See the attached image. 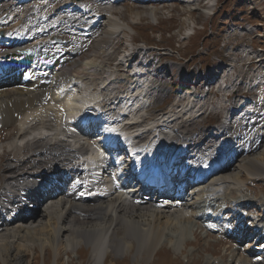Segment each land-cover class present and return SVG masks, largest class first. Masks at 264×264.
Wrapping results in <instances>:
<instances>
[{
    "label": "bare ground",
    "instance_id": "1",
    "mask_svg": "<svg viewBox=\"0 0 264 264\" xmlns=\"http://www.w3.org/2000/svg\"><path fill=\"white\" fill-rule=\"evenodd\" d=\"M182 1L189 7L198 6L195 0ZM110 2L112 1L94 0L85 8L81 5L72 7L76 1L68 5V9L72 7L71 9H80L81 12L85 10L88 15L86 18H78L74 12L60 14L62 11L55 9L52 16L42 17L43 25L38 29L39 35L34 37L35 42L41 41L37 45L26 44L30 41V35L25 26L15 28L10 34L14 42L9 46H18L27 56V64L32 61L28 58L30 56L39 52L47 55L45 48L50 42H62L67 46H52H61L60 50L65 55L58 59L50 51L53 58L48 59L47 66L52 70L42 76L43 80L36 78L24 83L19 78H13L7 84L0 81L3 87L0 90V128L5 124L6 127L17 126L12 138L4 141L5 145L0 142V151L3 150L4 153L11 150L16 155L7 159L2 169L0 168V202L8 199V203L18 207L17 211H13L17 215L15 218L0 215V260L3 264H24L26 258L23 246H28L27 240L43 247H65L67 250L86 243L92 247L91 256L97 264H104L111 254L122 256L134 246L139 253L145 252L149 259L160 248L167 223L189 220L195 214L199 198L205 197L209 202L212 194H220L225 187L242 193L247 183L243 179L244 174L256 180L264 175V76H257L249 82H253V87L259 90L256 100L260 101L261 110L242 118L237 126H202L194 132L191 127L196 119L182 117L192 114L193 109H189V105L194 102L201 104L205 96L197 99L193 95L182 96L180 93L175 108L167 112H145L139 107V103L149 97H155V102H158L169 93L166 85V81L170 79L167 65L150 59L146 60L147 65H141V69L137 66L130 69L129 56L145 59L149 48L126 46L117 54L113 38L125 35L132 26L124 23L122 17L117 15L118 12L108 9L112 5ZM210 3L214 5L215 0H210ZM148 15L156 18V9L152 7ZM67 21L82 23V30L66 27L64 23ZM6 22L8 20L0 17V29L3 28L2 23ZM42 36H46L44 40H40ZM89 48L102 54L105 59L99 60V56L86 60L80 70H74L77 54ZM1 52L7 50L0 48ZM9 52L14 55L11 48ZM115 55L116 62L113 59ZM182 80L183 83L194 84L189 81L188 76L183 75ZM54 84L59 86V94L52 93L51 86ZM147 86H150L151 91L145 93ZM137 95H141L139 100ZM120 101L124 103L122 108L118 106ZM253 103L251 100H243L241 105L244 108L234 112L235 118L250 112L256 106ZM92 110L102 112L98 117L103 120H116L132 137L137 135L138 145L146 157L157 156L162 161L169 163L175 160L177 163V158L182 153L194 152V168H203L204 173H209L196 201L188 197L178 208L160 209L148 203L135 204L126 193L118 190H106L104 195L83 199L81 186L72 181L71 174L88 177L91 168L87 173L82 168L86 166L85 161H90L95 156L87 154L88 145L81 144V141L87 140L76 133L79 127L75 124H72L73 128L68 127L64 117L68 114L74 119L76 114L79 118V115ZM248 128L249 131L245 132ZM215 150L217 154L212 155ZM221 156L229 158L230 167L213 171ZM55 176L66 179L67 185L73 189L72 193L68 196L57 195L50 203L42 205L30 201V192L36 187L35 184L46 179L56 180ZM22 189L26 190V194L18 199ZM21 198L22 202H29L19 205ZM246 200L241 199L236 203L242 204L246 209ZM208 208L210 206L206 209ZM206 209L203 207L202 212L206 220L216 216L209 215ZM253 209L255 211L256 208ZM249 213L250 211L241 210L235 221L245 227L244 223L248 218L251 220V229L259 226L261 232H264V222H258L255 213ZM223 218L224 216H219V220L222 221ZM204 222L207 228L218 226L211 221ZM231 229L229 223L218 232L227 233ZM241 232V229H237L233 233L235 238L241 236ZM258 252L261 251L253 249V253Z\"/></svg>",
    "mask_w": 264,
    "mask_h": 264
},
{
    "label": "rangeland",
    "instance_id": "2",
    "mask_svg": "<svg viewBox=\"0 0 264 264\" xmlns=\"http://www.w3.org/2000/svg\"><path fill=\"white\" fill-rule=\"evenodd\" d=\"M242 3L243 0H218L215 7L208 8L206 3L202 1L199 2V6H197L198 8L196 9V5L189 7L180 1L166 2L157 6L127 2L117 6L115 10L118 12L117 15L122 17V21L131 25L132 28L127 29L125 35H119L120 37L114 41L116 46L113 44V47L118 50L117 54L122 51V48L125 47L124 45L128 43L129 40H132L135 46L138 47H142L143 44L151 47L153 46L156 49L165 47L171 55L165 56L163 59L164 61L174 60L179 64L181 63V65L186 68L196 69L197 63H199V67H201L203 63L207 64L212 61V56L214 54L221 53L218 49L223 47L219 41L220 36L224 32L222 24L232 20L229 18L227 20L225 19L228 17L226 13L233 14L232 11L234 9L242 11L246 7H249V3H244L245 7ZM152 7L156 9V18L148 15L151 13ZM259 7L260 12L258 13V10H254L255 15L252 20H257L264 26V0H259ZM137 15L140 16L138 17ZM195 25V32L189 38H186L185 36L187 35L183 30L189 29L192 31L191 28ZM217 38L219 39L217 40ZM262 40L264 41L263 37ZM205 52H208V54ZM99 56L101 57L99 60L105 59L102 54L100 55V53L95 51H83L78 56L81 64L78 63L76 59V65L73 66L74 70H80L78 66H82L86 60L88 61ZM115 57H117V55H115ZM203 66L207 67L206 65ZM186 68H184V70ZM170 83L173 85L172 80ZM175 87L177 88V86ZM171 90H174L173 93L176 91L174 87ZM216 98L219 99V96ZM168 99L172 100L173 97ZM163 102L164 100L161 102L159 108H161ZM17 115L18 113L15 114V116ZM205 121L207 123L195 122L191 129L196 130V127L198 128L201 125L211 126V124L215 125L216 123L215 119L212 117L209 121ZM2 128H0V142L5 145L4 141L12 138L14 132L17 130V126L13 125ZM15 156L14 151H4L0 161V168L3 167L7 159H11ZM1 169L0 179H2ZM248 176L247 174L243 175V179L247 183L244 185L242 193L236 189L224 188L222 191L223 193H221L222 199L220 200V206L214 208L216 216H212L204 221L215 219L217 223H223L222 228L229 224L228 217L223 213L219 214L220 216H224L223 220L217 219L218 213L221 212L220 207L223 208L227 202V197L230 196L231 198L238 193L245 199H248L249 204L252 206L256 205L264 209V175L258 180L250 179V176ZM201 206L202 205H198L196 207V210H194L195 214L190 216L191 219L178 220L173 222L174 224L167 223L165 226L167 228L164 227V231L166 229L167 231L164 232L165 235H162V244L153 257L147 259L145 252L139 253L137 247L134 246L132 250L122 256L109 255L104 264H264V255L259 252L253 253V249L256 248L255 246L264 245L262 241L257 242L253 237H250L252 234L249 233V231H247L246 237L233 240L234 238L221 237L220 235L224 233V231L217 232L220 234L218 235L212 230L207 229L196 218L199 216L198 213H200L198 210H202ZM260 210L261 211L256 212V214L264 218V210ZM250 213L254 212L250 211ZM36 218L38 217L36 216ZM245 224L246 223H244L245 227L241 225V228H249ZM231 226L232 228L236 227V224H232ZM242 233L243 231L241 235ZM233 236L236 235L233 234ZM26 242L28 246H23L26 258L24 264H97L93 261L91 256L92 247L86 243H81L75 249L67 250L65 247H60L59 249L51 246L43 247L38 243L34 244L30 240ZM0 264H3L1 260Z\"/></svg>",
    "mask_w": 264,
    "mask_h": 264
}]
</instances>
